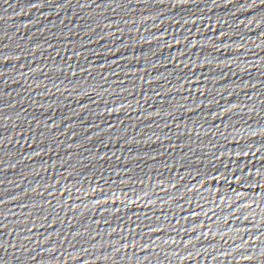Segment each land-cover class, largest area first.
<instances>
[{
    "label": "water",
    "instance_id": "obj_1",
    "mask_svg": "<svg viewBox=\"0 0 264 264\" xmlns=\"http://www.w3.org/2000/svg\"><path fill=\"white\" fill-rule=\"evenodd\" d=\"M0 264H264V0H0Z\"/></svg>",
    "mask_w": 264,
    "mask_h": 264
}]
</instances>
